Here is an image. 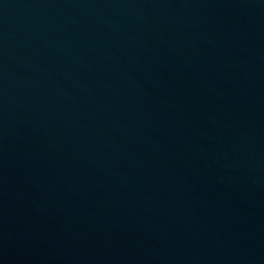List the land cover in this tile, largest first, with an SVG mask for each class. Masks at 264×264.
<instances>
[{"label": "water", "instance_id": "1", "mask_svg": "<svg viewBox=\"0 0 264 264\" xmlns=\"http://www.w3.org/2000/svg\"><path fill=\"white\" fill-rule=\"evenodd\" d=\"M0 264H264V0H0Z\"/></svg>", "mask_w": 264, "mask_h": 264}]
</instances>
